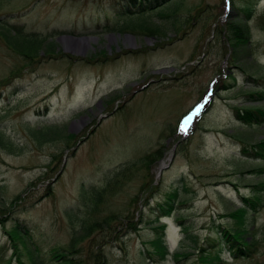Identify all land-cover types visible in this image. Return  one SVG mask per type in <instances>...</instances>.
<instances>
[{
  "label": "rangeland",
  "instance_id": "1",
  "mask_svg": "<svg viewBox=\"0 0 264 264\" xmlns=\"http://www.w3.org/2000/svg\"><path fill=\"white\" fill-rule=\"evenodd\" d=\"M105 2L0 0V22L60 31L55 50L35 60L0 38L1 264H30L23 246L22 256L14 252L18 225L43 257L75 241L74 257L84 264H202L197 249H214L221 227H238L229 213L264 181L252 170L264 159L242 148L264 139V124L237 115L264 107V0L174 1L175 11L174 3L163 9L171 17L148 16L162 27L155 36L97 28ZM238 14L251 34L240 60L228 29ZM83 36L91 46L68 48L67 39ZM54 124L74 137L40 135V142L30 132ZM96 190V203L83 198ZM174 190L177 200L158 222V205ZM250 211L255 246L239 258L225 246V264H264V206ZM158 223L171 250L161 262L146 252ZM83 226L91 231L79 239ZM176 251L189 255L178 261Z\"/></svg>",
  "mask_w": 264,
  "mask_h": 264
},
{
  "label": "trees",
  "instance_id": "2",
  "mask_svg": "<svg viewBox=\"0 0 264 264\" xmlns=\"http://www.w3.org/2000/svg\"><path fill=\"white\" fill-rule=\"evenodd\" d=\"M174 1L177 2L178 0H107V2L101 3L105 12L104 15L98 14L95 17L96 27L102 28L103 31L118 32L133 30L135 28H143V30L146 31V35L155 36L160 33L162 27L155 21H147L148 16L152 17V12L156 11V13L160 15L171 17L172 14L167 12L164 13L163 9L167 5H172ZM175 3L173 5L174 8L172 7L173 11L177 9V6L175 7ZM106 4H108V6ZM252 9V6L250 7L244 5L243 7V11L245 12H248ZM107 10H110L111 14L108 13L109 11ZM238 11L241 14V9L238 8ZM240 14L236 15L228 23V29L231 34L229 40H235V44L238 47L237 59L239 60L242 55L249 54L247 44L251 38L249 26ZM57 33H60V31L56 30L53 34L42 35L39 32L33 30H26L23 25L11 24L6 20L0 22V38L3 39L15 53H18L25 59L30 60H35L38 55H41V52L48 53L54 51L57 44L53 38H55ZM50 38H52V40ZM255 94L257 93L252 92L251 97L255 96ZM262 97H264V93H262ZM241 109L242 113L238 112L237 115L246 124H264L263 106L244 107ZM30 132L36 140H38L37 138L40 135H45L47 137L48 135H51V137H53L51 139H54L57 136H63L64 138L71 140L74 137V134L67 129L66 125H38L31 128ZM43 141L45 140L40 142ZM244 143L245 144L242 147L244 153L252 154L257 156V158L264 159V139L254 143ZM159 151H156L154 154H157ZM252 170L264 173V166H260ZM253 187V197L251 196L250 198H243L242 205L235 211L229 213L238 220V227H221L223 235L221 234L222 237L221 242L219 243L220 245L215 246L212 244V246L215 247L212 250L207 249L204 245L197 249L198 251H201L200 253H203L200 258L202 264H225V261L223 260L227 259L223 256L225 246L229 248V251L234 254L233 256H235V258L248 255L255 246L254 241L248 238L251 227L247 226L246 224L247 219L251 214L250 209L255 212L264 206V181H261L257 185H253ZM101 196L102 191L96 190L93 195L84 194L83 198H86V200L93 199L96 203L101 199ZM176 200L177 191L174 190L167 195V199L162 204L158 205V222L163 216L170 214L173 204L176 202ZM69 216L72 217V214L69 213ZM21 227V225L16 226L13 229L14 232L11 233L14 252L17 253V256H22L21 246H23L28 253L30 264H46L45 261L51 263L53 262L55 264H84L82 261L74 257L76 250V244L74 243L75 241L71 245H68V247H54L46 257H43L40 255L38 248L28 243V238H26L24 232H22L23 230ZM82 229L83 232L79 236V239L89 236L91 226H83ZM155 229L157 230L156 236L147 242L146 245L148 246L146 252L150 259L161 262L167 260L170 255L166 237V225L158 223ZM25 232H27V230H25ZM192 237L193 242L197 243L195 235ZM188 255L189 253L184 251H176L173 254V256L178 261ZM3 260L4 259H1L0 262ZM18 261L20 264H24V260L21 258H19ZM8 263L9 261L5 264ZM97 264L107 263L103 259H98Z\"/></svg>",
  "mask_w": 264,
  "mask_h": 264
},
{
  "label": "bare ground",
  "instance_id": "3",
  "mask_svg": "<svg viewBox=\"0 0 264 264\" xmlns=\"http://www.w3.org/2000/svg\"><path fill=\"white\" fill-rule=\"evenodd\" d=\"M92 40L93 39L90 38V37H84V38H79V39H73V38L71 39V38H69V39H67V42H68V44L70 46L68 48L76 49L78 51H80V50L82 51V50H85L86 48H88L89 46L92 45ZM130 41H131V43L135 44V40L134 39H131ZM145 88H147V87H145ZM165 162H166V160H164L163 163L165 164Z\"/></svg>",
  "mask_w": 264,
  "mask_h": 264
},
{
  "label": "water",
  "instance_id": "4",
  "mask_svg": "<svg viewBox=\"0 0 264 264\" xmlns=\"http://www.w3.org/2000/svg\"><path fill=\"white\" fill-rule=\"evenodd\" d=\"M85 36H83V37H78V38H76V39H79V38H84Z\"/></svg>",
  "mask_w": 264,
  "mask_h": 264
}]
</instances>
